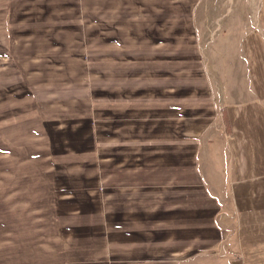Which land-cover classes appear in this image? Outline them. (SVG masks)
<instances>
[{"label": "crops", "instance_id": "crops-1", "mask_svg": "<svg viewBox=\"0 0 264 264\" xmlns=\"http://www.w3.org/2000/svg\"><path fill=\"white\" fill-rule=\"evenodd\" d=\"M121 1L116 19L184 13L193 40L123 22L102 25L99 44L58 43L47 4L32 2L37 19L7 41L21 88L1 105L25 119L19 105L34 104L54 164L38 169L34 146L37 167L7 174L18 179L0 187V264H264V0H235L212 48L203 0L173 12L146 0L156 15Z\"/></svg>", "mask_w": 264, "mask_h": 264}, {"label": "rangeland", "instance_id": "rangeland-1", "mask_svg": "<svg viewBox=\"0 0 264 264\" xmlns=\"http://www.w3.org/2000/svg\"><path fill=\"white\" fill-rule=\"evenodd\" d=\"M32 2H39L42 4H47V13L51 17H41V20H44L46 26H49V31L56 33V39L54 41L60 43L62 41H72L76 43H81L83 40L95 42L99 44L100 32L102 25H111L118 24L121 25L127 23L132 29L138 24L147 26L148 29H155L165 22L166 25L169 24L170 35L172 40L185 39L188 41L193 40V32L191 28L184 29V32L181 31L180 25H189L188 16L182 14L174 13L171 17L167 18L160 16L157 12H164V10H159L157 7V2H151L146 0H140L137 4L140 7L147 9H155V17H127L122 16L114 18L111 15V11L120 9L123 6L121 0H103V5L106 7L105 12L107 15L102 17L100 11L101 0H0V55H6V58L3 60L0 58V76L4 75L5 82H0V91L5 89V98H0L5 101L13 102L16 99V92L21 86L19 82L21 79L18 77L17 69L14 65V61L10 58L12 56V45L13 41L17 42L19 36L22 34L18 30H22L23 25L29 24L30 20L37 19L33 17L29 12L26 11V6ZM155 3V5H153ZM242 1H233V0H203L201 2L203 11L199 17L200 24L206 30L204 34V39L206 38L205 43L208 48L217 46L220 43L225 41V34H222L226 30L225 25L227 24V18L231 14L232 8L237 7L241 4ZM125 6L127 5L124 3ZM196 0H171L170 10H188L194 8ZM18 6L20 9H18ZM163 6L159 7L162 8ZM237 9V8H236ZM118 13H123L122 9ZM237 13V12H235ZM106 17V18H105ZM192 19V18H190ZM117 20V21H116ZM121 20L120 23H117ZM169 21V23L167 22ZM223 26L217 32H214L213 36H210L211 32L214 31L215 27ZM19 28V29H18ZM49 31L47 34H49ZM46 33L41 34L37 37V41L48 40V37H44ZM208 37V38H207ZM208 48L206 50H208ZM21 107V109H19ZM18 111H20L25 119L20 117L19 114L15 111H8L4 109L1 105L0 100V187L7 186L14 183L12 180H17L18 178H13L7 174H12L13 172H18V170L24 169L27 167L28 170H34L33 168L38 166V169H50L51 164H54L52 159H48L46 143L42 136V133L38 127L35 128V123L30 120L32 118V113L34 110L33 103H24L19 105ZM12 110V109H10ZM12 116V121L18 122L23 121L25 127L20 128L17 125H4L8 123H3V117L5 121H8V116ZM7 138L11 137V143L8 145ZM27 137V138H26ZM4 138V140H2ZM27 139V142L24 139ZM2 142V143H1ZM27 145L28 152L25 159H22V150L23 147ZM37 152V157L40 160L35 161L37 166L32 164L33 153H30V148L34 147ZM4 148V149H3ZM10 148V153H8ZM96 147L94 146V149ZM95 162H91V167H94L97 164V157L93 156ZM10 160H13L11 162ZM20 160V161H19ZM13 163V164H12ZM26 165H25V164ZM59 164L70 165L71 168H86L90 167V162L83 161H59ZM12 164V165H11ZM43 178V177H42ZM28 183L32 178H27ZM34 179V178H33ZM27 184V182H25ZM46 181L44 180V188L46 186ZM2 188V189H3ZM0 189V190H2ZM45 191V189H44ZM11 212L19 214L18 210H11ZM47 237L46 232H44V240ZM48 242L49 241H44Z\"/></svg>", "mask_w": 264, "mask_h": 264}]
</instances>
